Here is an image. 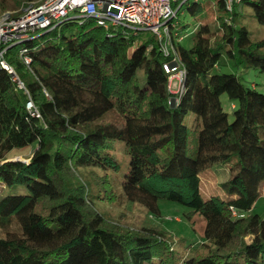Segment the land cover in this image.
<instances>
[{"label":"trees","instance_id":"obj_1","mask_svg":"<svg viewBox=\"0 0 264 264\" xmlns=\"http://www.w3.org/2000/svg\"><path fill=\"white\" fill-rule=\"evenodd\" d=\"M34 1L0 0V16ZM240 3L264 26V0ZM238 4L216 0L232 17L201 25L186 48L175 18L202 6L177 0L169 55L151 32L94 20L65 21L5 52L24 87L0 67V181L29 193L0 198V264H264V218L253 213L264 184V93L216 70L226 54L264 75V37L236 24ZM175 57L185 72L176 92L165 70ZM223 95L236 103L232 115ZM33 144L29 162L8 158ZM217 165L231 173L222 197L201 189ZM122 200L154 215L161 200L184 205L189 221L204 218L205 240L185 246L159 225H124L97 206Z\"/></svg>","mask_w":264,"mask_h":264},{"label":"rangeland","instance_id":"obj_2","mask_svg":"<svg viewBox=\"0 0 264 264\" xmlns=\"http://www.w3.org/2000/svg\"><path fill=\"white\" fill-rule=\"evenodd\" d=\"M38 1V0H37ZM37 1L31 2L35 3ZM194 1V0H192ZM196 1V0H195ZM199 1L202 9L192 15L186 6H184L175 18V23L185 25V30L181 39V44L186 48L192 45L195 30L201 25L209 24L213 28H216L219 24L217 17L230 18L232 12H226L220 10L216 6V0H197ZM29 3V4H31ZM27 4L24 7H27ZM21 8V9H23ZM237 15L235 21L237 25H243L248 28L255 40L264 37V26L257 22L254 17V11L251 7L244 3H239L236 6ZM3 15L0 16V19ZM218 72L233 73L240 78V81L249 86L256 85L259 92L264 93V75L261 74L257 69L243 68L234 66L232 60H229L224 54L222 65L216 69ZM141 80L144 82V71L138 72ZM171 91H178L179 88V77L176 74L171 76L170 80ZM222 103L224 109L232 115V105L236 104L230 100L227 95L222 96ZM116 118L115 115L109 114L106 121H112ZM232 119V116H230ZM36 149V144H33L25 149H16L8 154V158L11 160H20L25 163L29 162L33 151ZM231 177L229 168L225 165H217L212 169L205 171L201 175V189L203 194L210 195L217 193L221 197L223 191L219 184L227 181ZM29 190L23 185H15L8 187L0 181V198L12 195V194H27ZM260 198L257 200L256 205L253 209L254 214H258L264 218V184L261 187ZM98 208L108 214L110 218L119 219L124 225H128L134 228H139L144 225V221L149 224H156L161 226L164 230L173 233L175 238L184 240L185 246L190 244L197 246L204 242L203 230L205 221L202 216H195L193 222L189 221L187 214L190 209L184 205L176 202L161 200L159 202L160 215L150 214L143 206L138 203H124V200L120 201L119 204H102L97 202ZM124 212V214L122 213Z\"/></svg>","mask_w":264,"mask_h":264},{"label":"built area","instance_id":"obj_3","mask_svg":"<svg viewBox=\"0 0 264 264\" xmlns=\"http://www.w3.org/2000/svg\"><path fill=\"white\" fill-rule=\"evenodd\" d=\"M242 0H225L230 9L234 2ZM177 0H40L21 9L17 16L6 12L0 19V67L8 71L20 88L23 84L14 69L4 59L5 52L16 44L32 40L44 31L54 29L65 21L94 20L97 26L110 31L151 32L154 34L165 55L173 52L169 22L172 21L179 8L174 4ZM26 52L22 49L21 54ZM27 64L30 59L25 57ZM171 76L179 77V88L183 87L184 69L175 57L173 62L165 66ZM170 88V86H169ZM27 109L33 110L31 100ZM236 214V213H235Z\"/></svg>","mask_w":264,"mask_h":264}]
</instances>
